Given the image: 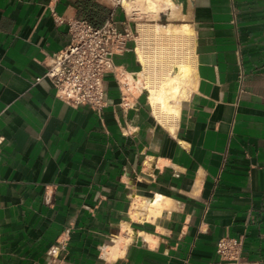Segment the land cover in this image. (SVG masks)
Listing matches in <instances>:
<instances>
[{"label":"crops","instance_id":"obj_1","mask_svg":"<svg viewBox=\"0 0 264 264\" xmlns=\"http://www.w3.org/2000/svg\"><path fill=\"white\" fill-rule=\"evenodd\" d=\"M75 1L0 0V264H264V0H187L193 87L173 132L124 83L135 43L100 112L36 81L83 19Z\"/></svg>","mask_w":264,"mask_h":264},{"label":"built area","instance_id":"obj_2","mask_svg":"<svg viewBox=\"0 0 264 264\" xmlns=\"http://www.w3.org/2000/svg\"><path fill=\"white\" fill-rule=\"evenodd\" d=\"M102 1L111 6L104 24L94 28L84 19L68 23L69 44L47 56L43 76L36 80L47 79L55 97L66 104L95 112L105 106V77L115 74L113 58L127 53L128 43H135L131 22L116 17L125 0ZM241 247L240 241L224 238L216 243V252L222 263H237Z\"/></svg>","mask_w":264,"mask_h":264},{"label":"bare ground","instance_id":"obj_3","mask_svg":"<svg viewBox=\"0 0 264 264\" xmlns=\"http://www.w3.org/2000/svg\"><path fill=\"white\" fill-rule=\"evenodd\" d=\"M144 1L152 12L160 11L155 0ZM162 1L168 16L177 6L186 16L187 0ZM123 9L127 13L133 12L131 5L126 1L123 2ZM137 29L140 39L136 41L134 53L136 61L141 66V71L136 78L127 75L124 83L135 84L138 88L137 91H145L151 100L154 119L173 132L178 119L179 103L187 98L191 87H193L191 85L195 68L194 32L187 23L166 26L153 24L138 26ZM150 41L168 42L170 48H154L151 49L152 51H144L141 45L143 42ZM169 46L167 45V47ZM169 202L168 199L157 195L153 201L144 203L140 207L147 209L151 215H158L168 206ZM113 252H117V247L113 249Z\"/></svg>","mask_w":264,"mask_h":264},{"label":"rangeland","instance_id":"obj_4","mask_svg":"<svg viewBox=\"0 0 264 264\" xmlns=\"http://www.w3.org/2000/svg\"><path fill=\"white\" fill-rule=\"evenodd\" d=\"M131 8L133 12L127 13L124 9H120L118 13L123 18H126L128 21L131 22V26L133 29V37L135 39V46L136 41H139V33H138V26H150L153 24H157L160 26H166L169 24H176L179 25L181 23H186L187 18L181 13L180 8L178 6L173 8L172 13L170 16L166 14L165 6L162 0H155L159 7V12H152L149 8L147 3L144 0H125ZM140 24V25H139ZM168 42H143L141 47L144 48V51H152L151 49L154 48H170ZM134 44V43H133ZM152 44V45H151ZM162 44V46H161ZM167 44L169 47H167ZM157 46V47H156ZM156 52V51H155ZM170 52V51H169Z\"/></svg>","mask_w":264,"mask_h":264},{"label":"trees","instance_id":"obj_5","mask_svg":"<svg viewBox=\"0 0 264 264\" xmlns=\"http://www.w3.org/2000/svg\"><path fill=\"white\" fill-rule=\"evenodd\" d=\"M75 4L82 18L94 28H100L110 13L104 5L95 3L94 0H76Z\"/></svg>","mask_w":264,"mask_h":264}]
</instances>
